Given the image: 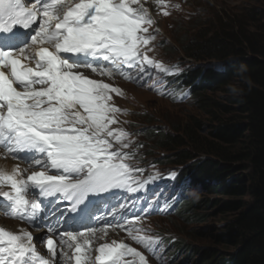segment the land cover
I'll return each instance as SVG.
<instances>
[{"label": "snow or ice", "instance_id": "1", "mask_svg": "<svg viewBox=\"0 0 264 264\" xmlns=\"http://www.w3.org/2000/svg\"><path fill=\"white\" fill-rule=\"evenodd\" d=\"M154 23L142 0H0V149L27 164L0 169V208L45 227L40 241L49 254L38 252L27 229L0 227V264H120L128 255L134 259L124 264H137L135 258L147 264L122 241L93 249L97 232L107 235L110 227L124 229L155 254L160 240L139 234V215L121 217L124 222L116 225L96 215L100 209L90 197L114 189L136 192L148 180L128 163L129 133L114 127L123 110L112 94L122 95L121 89L81 71L119 73L141 85L154 74L156 85L178 73L177 65L148 55L159 31ZM65 201L70 206L57 215ZM66 213L74 215L66 219ZM101 221L100 229L89 226Z\"/></svg>", "mask_w": 264, "mask_h": 264}, {"label": "trees", "instance_id": "2", "mask_svg": "<svg viewBox=\"0 0 264 264\" xmlns=\"http://www.w3.org/2000/svg\"><path fill=\"white\" fill-rule=\"evenodd\" d=\"M259 1L242 13L218 11L179 39L187 57L222 63L220 69L188 67L183 80L204 117L191 116L176 133L150 123L136 132L145 140L141 146L155 142L166 150V163L158 162L181 167L180 175L199 189L183 203V219L202 222L204 211L215 209L224 217L211 243L189 246L175 237L174 253L186 263L197 257L195 264H264V0Z\"/></svg>", "mask_w": 264, "mask_h": 264}, {"label": "rangeland", "instance_id": "3", "mask_svg": "<svg viewBox=\"0 0 264 264\" xmlns=\"http://www.w3.org/2000/svg\"><path fill=\"white\" fill-rule=\"evenodd\" d=\"M144 6L149 10L150 15L155 20L152 27L157 28L158 39L167 41V44L157 50L159 57L164 58L168 62L184 59L187 64L191 63L192 67L205 66L206 63L196 62L186 56L182 47L184 44L180 43L179 39H183L187 32L195 33L197 26L212 19L218 11H226L228 13H242L246 9H250L255 5L260 4L259 0H164L163 4L157 3V0H142ZM178 6V7H177ZM163 11H167L168 15H163ZM191 22V23H190ZM191 35V34H190ZM164 43V41H163ZM136 74V70L132 75ZM100 80H106L112 85L121 89L122 95L112 94L113 102L117 103L123 108L124 113L119 117L118 126L129 128L131 131L147 126L149 123L157 127H162L168 133H176L175 129L185 126L190 120L191 116L204 117L202 112L198 109L196 100L193 99L189 103H177L166 98H157L152 93L145 91V87L140 83L132 82L125 79L120 74H114L113 77H101ZM125 81V82H124ZM127 82V83H126ZM223 96L222 93H218ZM140 141H145L143 136H138ZM133 142V140H132ZM155 142L145 143L140 147L138 158L143 162L145 159L147 163L154 165L155 161L159 160L164 163L166 161L161 159V155L166 154V150L156 148ZM153 146L155 148H153ZM137 152V151H136ZM142 152V153H141ZM168 154V153H167ZM203 157V156H202ZM195 162V160H193ZM192 162V163H194ZM161 169L177 172L178 166L164 165L156 163ZM158 169L157 166H153ZM159 170V169H158ZM163 173H167L161 170ZM170 174V173H167ZM177 173L176 177L177 178ZM173 178L167 177L163 183L159 185V189H165L167 192L173 190L177 194L176 186L173 185ZM169 193V192H168ZM172 195V194H169ZM215 210L204 211L208 212L206 220H191L183 219L179 216L161 217L157 216L151 218L149 221L140 219L138 223H145L144 231L147 226L154 230H159L163 234H170L178 239L186 241V245L193 246L196 244L211 243L210 234L217 232V229L225 224L223 216H217ZM185 213L183 214V216ZM187 216V215H186ZM154 224H151V223ZM137 223V224H138ZM198 237V239L195 238ZM107 242V240H105ZM183 256H179L176 261L170 262L165 259H160L157 264H195L197 257L186 263Z\"/></svg>", "mask_w": 264, "mask_h": 264}, {"label": "bare ground", "instance_id": "4", "mask_svg": "<svg viewBox=\"0 0 264 264\" xmlns=\"http://www.w3.org/2000/svg\"><path fill=\"white\" fill-rule=\"evenodd\" d=\"M3 152L0 150V169H7L9 171H11L12 167H13V161L10 158H3ZM4 221L6 223H8V227L14 231H17V227L18 224L12 220H4L1 218L0 216V223H4Z\"/></svg>", "mask_w": 264, "mask_h": 264}, {"label": "clouds", "instance_id": "5", "mask_svg": "<svg viewBox=\"0 0 264 264\" xmlns=\"http://www.w3.org/2000/svg\"><path fill=\"white\" fill-rule=\"evenodd\" d=\"M209 63H210V62H209ZM212 63L214 64V63H218V62H211V65H213ZM206 64H207V63H206Z\"/></svg>", "mask_w": 264, "mask_h": 264}]
</instances>
